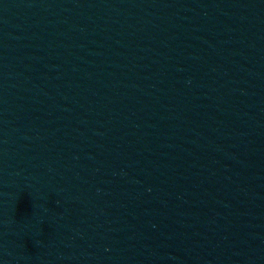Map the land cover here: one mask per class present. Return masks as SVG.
<instances>
[{
  "label": "water",
  "instance_id": "95a60500",
  "mask_svg": "<svg viewBox=\"0 0 264 264\" xmlns=\"http://www.w3.org/2000/svg\"><path fill=\"white\" fill-rule=\"evenodd\" d=\"M0 264H264V0H0Z\"/></svg>",
  "mask_w": 264,
  "mask_h": 264
}]
</instances>
